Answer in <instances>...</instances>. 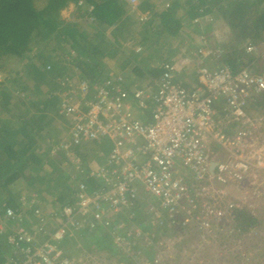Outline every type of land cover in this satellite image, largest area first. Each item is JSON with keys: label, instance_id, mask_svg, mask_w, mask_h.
I'll return each mask as SVG.
<instances>
[{"label": "built area", "instance_id": "built-area-1", "mask_svg": "<svg viewBox=\"0 0 264 264\" xmlns=\"http://www.w3.org/2000/svg\"><path fill=\"white\" fill-rule=\"evenodd\" d=\"M125 1L135 8L141 0ZM68 50L72 62L78 52ZM244 50L253 57L250 63L235 69L219 62L211 68L205 60L221 61L224 48L203 42L179 60H164L155 89L141 84L127 88L123 71L94 80L57 77V111L67 121L68 134L50 155L71 167L74 200L43 205L31 192L19 197V207L1 202L0 231L13 254L7 264H104L98 255L83 259L65 248L69 238L78 240L86 232H106L117 251L145 264L139 251L155 241L144 226L155 228L156 222L171 231L198 227L200 239L223 232L234 209L243 207L223 187L250 181L264 188L254 180L256 172L264 171V108L249 111L252 101H264V70L254 65L264 66V41L247 43ZM177 65H195L194 86L176 78ZM133 102L141 111L151 109L147 121L134 117ZM218 104L227 106L224 118ZM225 120L237 122L233 133L225 130ZM104 140L111 145L106 162L88 171L80 152L85 144ZM142 208L149 214L143 221L138 214Z\"/></svg>", "mask_w": 264, "mask_h": 264}, {"label": "trees", "instance_id": "trees-1", "mask_svg": "<svg viewBox=\"0 0 264 264\" xmlns=\"http://www.w3.org/2000/svg\"><path fill=\"white\" fill-rule=\"evenodd\" d=\"M70 1L79 2V5L81 6H92L90 16L94 18V21L89 23H91L93 28L98 27V22L110 26L119 23V28L123 31L122 34L125 35L123 41L127 42L126 39L128 38H130V40L133 39L131 45H135V47L132 48L134 54L131 51L126 52L123 50L124 58L119 64L120 69H117L123 71V69L128 66L132 68L133 75L130 77L131 80H133L132 82L135 83H131V80L127 78L128 86L134 84L139 85L141 76H146L144 70L137 66L139 58H136V55H140V51L137 50L136 46H143L144 49L151 46L152 43L150 42L152 39L147 33L149 32L147 28L148 26H150L152 33L154 31L155 34L159 32L160 34L162 33L175 37L185 25L184 18H187L189 22H193L197 17L211 13L213 9L216 8L219 11L223 25H225V23L226 25H232V29L238 31L237 36H243L245 39H248L247 37H249L248 41L257 44L262 43L261 40L263 39L264 7L260 6V4L263 3L264 0H170L171 3L169 8L167 10L160 9L159 11L155 10V7L164 0H143V2L140 3L139 8L152 11V17L142 24L132 20L130 15H126L130 6H126L125 0H0V69H2L4 64L3 61L7 57L9 58L12 55H17L22 58L26 69L25 71H28V74L31 73V76L28 80L24 79L22 75L21 77L26 80L27 87L30 88L31 92L36 97L42 95L47 98L49 93L52 92V94H54L56 91V78L63 76V74L72 70L75 63L84 67L82 70L80 69L81 74L85 75L84 77L91 79L97 78L101 73V70L99 69L103 68L101 63L102 58L110 52L111 43L107 42L106 39L102 40V38H99V44L92 46L91 50L88 52V55H90V53L93 54L92 57L95 58V60H93L94 62L87 60V54L83 56V53L77 49L79 54L75 58L76 61L73 66L68 68L66 64H64L63 71H57L60 64L54 61V63H51V60L49 59L51 52H53L55 48L52 49L50 53L45 52V49L50 43L49 41L52 34L57 30L60 24L61 9H63ZM252 3L254 4L253 12L248 10L249 5ZM180 8H183L184 10V14H181V16L176 14ZM225 34L226 28L224 29L223 27V42H211L216 46H222L224 48L221 63H227L235 69L239 68L241 65L250 63L253 60V57L245 53L242 41L238 39L236 34L233 35L232 33H229L226 38L224 37ZM159 35L157 34L155 36V40L158 41ZM117 36L118 34L116 35V32H113L111 38L115 39ZM83 41V39H80L76 44L79 46L80 44H83ZM44 44V48L39 47V45ZM152 47L154 51H156L160 50L161 45L158 41V43H154ZM118 50L120 49L118 48L116 49V52L114 51L116 55L122 53L121 51L118 52ZM42 52L45 54H42ZM79 56H83L80 61L78 59ZM48 64L51 65L50 68H47ZM254 65L257 70H264V67H261L262 65L260 63L254 62ZM147 70L148 74H150L149 76H151L148 84L151 85L152 83L154 86V83L160 78L162 69L155 67ZM112 72L115 71L112 70ZM134 73L137 74V80L133 77L135 75ZM21 81L23 80L21 79ZM18 86V84L14 85L13 89H17ZM2 88L3 86L0 87L1 102L5 95H7L6 97H9V99L10 95H12V92H10V94L4 92L5 87ZM58 101L59 97L56 102L57 110ZM263 102L264 101H260L259 99L254 103L252 101L249 107V111L251 110L250 113H254L255 111H260L261 113L264 108ZM46 105V102L41 103L42 107H46ZM217 108L223 118L228 115L229 112L225 104H218ZM9 117V114L8 116L0 115V138H3L6 141L5 145L0 143V192H6L7 194V198H1L0 203L6 201L13 207H19V197L23 194L18 195L15 193L16 185L19 183L20 179L26 178L29 175L30 172L28 168L30 164L35 163L36 166L42 164L43 156L39 155L34 150L38 140H36V137L30 133L31 131L25 134L21 146L17 147V140L11 133L13 131V128H11L13 121L12 118ZM32 123L35 124L38 130L37 133L41 132L42 128L36 120H32ZM223 125L224 127L228 126L225 130L229 133H233L231 132L233 131L232 128L237 127V123L230 120H225ZM229 128H231V130ZM262 129L264 130V124ZM65 132H63V135L57 139L62 140L66 137L68 131L66 130ZM107 141L108 140L85 144V147L80 154L82 155V158H84L83 161L86 163L88 171L96 168L95 166L97 165L91 163V155L94 154V156H96L97 153L94 150L97 149L98 151V155L95 157L97 160L101 158V156L106 157L110 151L111 146ZM95 143H98L96 145L97 148L95 147ZM76 149H78V147H76ZM83 154L85 155L83 156ZM62 159L63 158L60 157L61 161ZM65 174L66 173H63V176ZM53 175L60 181L61 186H63V190H61L60 194L56 197V200L59 204L68 202L72 203L74 200L73 195L75 193V185L72 184L70 176L66 174L65 176L68 175L66 180L61 174H58V172H54ZM43 180L45 181L46 177H41L40 181L43 182ZM88 181L90 184L94 185L93 183L95 180L88 178ZM37 194L39 195V193ZM143 195L146 197V194ZM42 201L43 203H41L44 204L45 199H42ZM53 204L58 205L57 202ZM139 206L140 204L137 203L133 208L136 209V207ZM146 213L147 215L142 209L138 211L141 220L149 218L148 212ZM258 218L259 217L256 215L248 212L246 207L235 208L233 211V220L240 232H244L247 228L257 225ZM164 224H166V221H163L162 225ZM152 226L155 228H165V226H161L156 222H154ZM5 235V232L0 231V264H7L10 261V257L13 256L10 246L7 244ZM95 236L98 238L99 235L94 232H86L83 233V237H80V239L88 241L87 239L93 240ZM70 239L71 238L66 241L65 245ZM152 239L154 240V238ZM100 242H102V240H100Z\"/></svg>", "mask_w": 264, "mask_h": 264}, {"label": "rangeland", "instance_id": "rangeland-1", "mask_svg": "<svg viewBox=\"0 0 264 264\" xmlns=\"http://www.w3.org/2000/svg\"><path fill=\"white\" fill-rule=\"evenodd\" d=\"M167 2L168 0H166L165 3L162 1V3L155 7V10L159 11L166 6ZM126 5L127 7L129 6L127 3ZM129 10H131L129 12H136V9ZM145 14H148V16L152 17V11L150 10H147ZM176 14H179V16L184 14L183 8L178 9ZM88 17L89 22L94 21V18L90 19V15L87 16V13L82 11V8H79L77 5L74 7L73 5L71 11L68 12L67 17L64 19L67 22H72V25L79 33H75V31H73L64 35L65 29L62 27L59 29L57 28V30L52 34L49 41L50 43L48 42L49 45L46 46L45 52L50 53V51L55 48V50L51 52L49 59L51 60V63L58 62V64H60V67H58L57 71H63L64 64H66L68 68L72 67L76 61V59L72 62L68 60V54L65 55L66 49L76 48L77 44H74V41L78 42V40L82 38L83 32L87 29H91L86 27L84 24L86 18ZM130 17L132 20L140 22L141 24L150 19V17L143 19V16L137 19L134 17L133 13L130 15ZM220 18L221 17L218 9L214 8L211 13L199 16L193 22H189L187 18H184L185 25L182 30H184L186 27L191 30L190 32L192 33H188L187 36H192L193 33L194 35L195 33L203 34L204 32V35L207 37L204 42H223V27L226 25V23L223 25V21ZM112 26L115 28L117 26L116 29L111 30L112 34L113 32L118 33V36L113 39L112 42L117 43L120 49L118 52H122L117 55V62L112 64V68L120 69L119 64L124 58L123 50L126 52L131 51L133 53L132 48L135 47V45H131L133 39L130 40V38H128L126 39L127 42L123 41V37L125 35L122 34L123 31L120 30L119 23ZM98 27H100L102 31H106L110 28V25H104L98 22ZM226 27V34L224 35L225 38L229 33L235 35L232 25L229 24L226 25ZM60 30L63 33H60ZM157 34L159 35L160 33L157 32ZM161 34L159 35V38L161 37ZM194 35L192 38H194ZM237 35L238 33L236 36ZM78 36L79 38H77ZM179 36L178 39L174 40V43L178 41V43H176L177 48L181 49L184 41L182 43ZM162 38L166 39L167 41H161L162 47L160 50L156 51L171 53L172 45L171 42H168V40L171 39L170 36L162 34ZM151 39V43L157 42L155 38ZM261 41L263 42L264 39ZM248 42H242L243 48H245ZM39 47L44 48L45 44L39 45ZM136 47H140V45H137ZM141 50H145L143 46H141ZM76 51L78 52L77 48ZM42 54L45 53L42 52ZM139 54L140 55H136V58H139L137 66L142 68V70H144V68L151 69L153 62H151V60L149 61L148 59H143L144 61H142V53L140 52ZM157 55L158 52L152 54V56L155 58ZM91 61L94 62L93 60ZM23 62L24 61H22V58L17 55H12L9 58L7 57L3 61V67L0 69V87H5L4 92L8 94L12 92V95H10V99L9 97H6L7 95H5L3 101H0V115L8 116L9 114V118H12L13 124L11 128H13V131L11 133L17 140V147L21 146L25 134L31 131L30 133L36 137V140H38L34 150L39 155L43 156V160L41 165L36 166L35 163L29 165L28 169L30 173L26 178H22L23 180L20 179L19 183L16 185L15 193L18 195H29L31 192L39 193L40 202L43 203L42 199H45L43 205H53V203H59L56 200V197L60 194L61 190H63V186H61L60 181L54 177L53 173L58 172V174H61L62 176L63 173H66L69 176L72 174V171H70L71 167L67 166L68 168H65V161L62 162L60 160V156L50 155L51 146L57 143L59 140L57 138L62 136V133L65 132L67 128L66 120L58 114L56 109V102L59 97L58 92H60V88L56 82V91L54 94H52V92L49 93V98H46L42 95L36 97L31 92L30 88L27 87L26 80H24H28L31 76V73L28 74V71H25L26 69ZM147 66L150 68H147ZM126 69H128L127 74L132 76V68L128 66ZM180 71L181 67L177 65L176 74H178ZM66 74H70L72 77L73 72L69 70L63 75ZM21 75L24 79L21 77ZM101 77L102 76H98L97 78ZM133 77H135V75ZM135 78H137V76ZM150 78L151 76L147 75L141 76V80L145 85L148 84ZM21 79L23 81H21ZM73 79L74 77H72V80ZM17 84L19 85L18 88L13 89V86ZM18 96H20V98ZM43 102H46V107L41 106V103ZM144 111L147 112L146 110ZM34 114H37L36 120L42 128L41 133H37L38 130L35 124L32 123V120H34ZM262 116L264 119V114ZM0 143L5 145L6 141L3 138H0ZM221 154L225 155V152L222 150ZM255 174L256 177L254 180H260L264 184V171H259ZM65 175L63 177L67 180L68 175ZM41 177H46V180L41 182ZM249 182L225 186L226 188L223 187V189L226 190L229 197L235 199L237 203L240 204V206L246 207L248 212L259 217L257 225L247 228L244 232H240L234 220L230 219L226 223H223V226L225 227L223 232L217 233L215 237H209L205 239H200L198 227L194 228L189 226L188 228H178L171 231L169 228L160 227L157 229L150 227L147 228V226H144L143 230H148L147 234H153L155 241V243L152 245L144 246L143 249L139 251L141 252L142 258H144V261L146 262L145 264H264V188H256L255 185H251ZM1 198H7L6 192H0V199ZM145 214L147 215L146 212ZM96 238L97 237L95 236L94 239ZM94 239H87L88 241L82 239L73 241L69 240V242L65 245V248L67 251L70 250L69 253L71 252L73 256L81 258L83 257V259L87 255H98L100 257L97 258H102L100 262H104V264L108 262H110V264H120V262H122V264H138L137 262L139 260L134 262L130 256H128L129 258H127L126 255L124 256L123 251H117L113 246L114 242L108 236H105L104 239ZM100 240H102V242H100ZM157 241H160L161 243L156 244ZM138 258L140 257L138 256ZM104 259L105 261H103Z\"/></svg>", "mask_w": 264, "mask_h": 264}, {"label": "crops", "instance_id": "crops-1", "mask_svg": "<svg viewBox=\"0 0 264 264\" xmlns=\"http://www.w3.org/2000/svg\"><path fill=\"white\" fill-rule=\"evenodd\" d=\"M165 1L166 0H164L163 2L165 3ZM73 2V3H72ZM141 2H143V0H141L140 1V3ZM140 3L137 5V6H135V8H130V9H136V12H129V11H131V10H127V14L126 15H131L132 13H133V15H134V17H136L137 19L138 18H141L142 16H147V18L148 17H150V19H151V16H148V14H145L146 12H147V9H146V11L145 10H142L141 8H139V6H140ZM167 3H169V6H170V0H168V2ZM167 3H166V6L165 7H163L162 9H168L169 8V6H167ZM73 5H74V7H75V5H77L79 8H82V11H84V12H86L87 13V16H89L90 15V11H91V9H92V6H87V5H79V2H76V1H70L63 9H61V12H60V24H59V26H58V29L59 28H62V27H64V29H65V32H64V35H66L67 33H70V32H73V31H75V33H79V32H77V30L74 28V26L72 25V22H70V21H66L64 18H66L67 17V14H68V12L69 11H71V8L73 7ZM127 6V5H126ZM260 6H262V7H264V2L263 3H261L260 4ZM254 7V4L252 3V4H250L249 5V8H248V10L249 11H251V12H253V8ZM84 9V10H83ZM141 9V10H140ZM87 10V11H86ZM136 14V15H135ZM255 14V13H254ZM253 14V15H254ZM142 15V16H141ZM179 15V14H178ZM143 18V17H142ZM143 19H145V18H143ZM73 20V19H72ZM149 20V19H148ZM87 23V24H86ZM84 24L86 25V27H88V28H91L90 30H85L84 32H83V35H82V38L81 39H83L84 41H83V44H80L79 46L77 45V49L79 50V51H81L82 53H83V56L84 55H86L87 54V60H95V58L94 57H92L93 56V54H91L90 53V55H88V52L91 50V48H92V46H95V45H97V44H99V42H100V39L99 38H102V40H104V39H106L107 40V42H110L111 43V48H110V52H108L107 54H106V56L105 57H103L102 58V61H101V63H102V66H103V68H100L99 70H101V73L98 75V76H106V75H109V73H112V70H114L115 72H120V70H117L116 68H112V64L114 63V62H117L116 61V58H117V55L114 53V51L116 52V49H118L119 48V46H118V44L117 43H113L112 42V32H111V30L112 29H116L117 28V26H116V28L114 27V26H110V28L108 29V30H106V31H102V29L100 28V27H97V28H93L92 27V25H91V23H89V17L88 18H86V20H85V22H84ZM89 24V25H88ZM114 25H116V24H114ZM227 25H229V24H227ZM114 27V28H113ZM231 27V26H230ZM148 28V30H149V32H147L148 33V36L149 37H151V38H155V36H156V34H155V32L153 31V33H152V31L150 30V26H148L147 27ZM187 28V27H186ZM185 28V29H186ZM227 29V27H226V25L224 26V29ZM183 29V28H182ZM181 29V31H182V33H181V31H179V33L177 34V36H175V37H172V36H170V40H168V42H171V45H172V51H171V53H163L162 51L161 52H159V51H154V49H153V45H154V43H152L151 44V48L150 47H146V49L144 50V51H142L141 50V47H137V50H141L140 52L142 53L141 55H142V61H144V60H151V62H153L152 63V68H155V67H157V68H161V65H162V62L164 61V60H171V59H175V60H179V59H177V57H179V56H181V54H189L190 52H193V51H196V49L198 48V46L201 44V43H203L204 41H205V39H207V37L204 35V32H203V34H196L195 33V35H194V33L192 34V36L194 35V38H192V36L190 35V36H187V34L188 33H192V32H190L191 30H189L188 28L185 30H182ZM192 30H194V29H192ZM235 31V30H234ZM62 31L60 30V33H61ZM195 32V31H194ZM63 33V32H62ZM238 33V31L236 30L235 31V34H237ZM74 34V33H73ZM118 33L116 32V35H117ZM181 34V35H180ZM77 35V34H76ZM180 35V36H179ZM178 36H179V38H180V40L182 41V43H183V41H184V44H183V46H182V48L181 49H178L177 48V45H176V43H178V41H176L175 43H174V40H176V39H178ZM184 36V37H183ZM262 36H263V39H264V32H263V34H262ZM77 38H79V36L77 37ZM116 38V37H115ZM248 39H245V38H243V36H241V37H239L238 36V39L239 40H241L242 42H246V41H248L249 40V37H247ZM158 41H159V43H160V45H161V41H167L166 39H164V38H162V34H161V37L158 39ZM158 41L157 42H155V44L156 43H158ZM191 41V42H190ZM63 42V41H62ZM119 43H121V42H119ZM151 43V42H150ZM248 43H251V41L250 42H248ZM74 44H76V41H74ZM162 47V46H161ZM147 48H149V49H147ZM68 49H66V54L65 55H67L68 54ZM80 52V53H81ZM158 52V55H157V57L155 58L154 56H152V54H154V53H157ZM83 56H79L78 57V59H79V61L81 60V58L83 57ZM204 58V57H203ZM65 59H66V57H65ZM144 59V60H143ZM195 60V61H194ZM194 60H193V62L195 63V62H199V61H197V59L196 58H194ZM219 62H221L220 60H213V59H210V58H207L206 60H205V64L206 65H208V66H210L211 68H214V67H216V66H218V63ZM76 65V66H75ZM181 67V71L178 73V74H176V78L178 79V80H181V81H183V83L185 84V85H187V86H194L196 83H197V75H196V72H195V65L193 66V65H182V66H180ZM82 68H84L83 66H81V65H79L78 63H75L74 64V66H73V68H72V72H73V74L72 75H75V76H81V77H84L85 75H82L81 74V71H80V69L82 70ZM147 68H150L149 66H147ZM116 69V70H115ZM162 69V68H161ZM128 69H126V68H124L123 69V72L125 73V75H126V77L127 78H129V80H131V75H129V74H127L128 72ZM148 70L146 69V68H144V72L146 73V75L147 76H149L150 74H148V72H147ZM162 71V70H161ZM135 74V77L137 76V74L136 73H134ZM161 76V75H160ZM134 77V78H135ZM84 78H87V79H90V80H94V79H91V78H88V77H84ZM102 78V77H101ZM95 79H98V78H95ZM136 80H137V78H135ZM133 80H131L130 82L131 83H135V82H132ZM139 84H141L142 86H149V84H143V82H142V80H140L139 81ZM155 85L153 86L152 85V83H151V86L153 87V89H155L156 87V83H154ZM129 86H128V84H127V88H128ZM19 98H20V96H18ZM24 103V102H23ZM131 109H132V111H133V115H134V117L136 118V119H138V120H140V121H147L148 119H149V117H150V112H151V109L150 108H148V109H145L147 112H145V111H141L140 109H138V107H137V105L136 104H134V102L132 103V106H131ZM37 114H34V120H36L37 119V116H36ZM62 117V116H61ZM36 122H37V120H36ZM67 122V121H66ZM232 122H233V120H232ZM235 123H237V122H235ZM66 127H67V125H66ZM237 127H238V125H237ZM66 130L68 131V128H66ZM65 130V131H66ZM41 133V132H40ZM66 133V132H65ZM67 135V134H66ZM58 141H60V140H58ZM57 141V142H58ZM107 142H109V141H107ZM98 143H95V147L97 148V145ZM109 144H110V142H109ZM54 146V145H53ZM53 146H51V149L53 148ZM111 146V145H110ZM51 151V150H50ZM94 151H96L97 153H96V156H94V154L93 155H91V159H92V164L93 165H95V164H97L95 167H98V166H100V165H103L105 162H106V157L105 156H101V158H99L98 160H93V159H96L95 157H97V155H98V151H97V149L96 150H94ZM91 152V151H90ZM90 152H89V154H90ZM85 154H83V156H84ZM80 156H82V155H80ZM89 158H90V156H89ZM83 160H84V158H83ZM62 162H63V160H62ZM84 164L86 165V163L84 162ZM95 186L96 185H98L97 183H96V181H94V183H93ZM140 194L141 195H143L144 193H143V190H141V192H140ZM140 205H142V201L139 203ZM142 210H144V208H142ZM157 229H159L160 227H156ZM97 235H99L98 236V238L97 239H104L105 238V236H108L110 239H111V237L106 233V232H100V233H97ZM71 241H72V239H70ZM94 240H96V239H94ZM114 246V245H113Z\"/></svg>", "mask_w": 264, "mask_h": 264}]
</instances>
